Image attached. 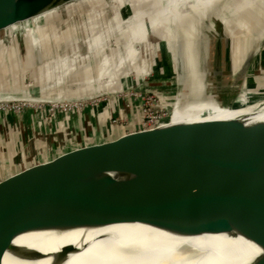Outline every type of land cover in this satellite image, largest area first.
Wrapping results in <instances>:
<instances>
[{
  "label": "water",
  "instance_id": "obj_1",
  "mask_svg": "<svg viewBox=\"0 0 264 264\" xmlns=\"http://www.w3.org/2000/svg\"><path fill=\"white\" fill-rule=\"evenodd\" d=\"M68 1L0 0V35ZM10 97L15 99L0 100ZM205 101L230 110L264 106V64ZM252 138L264 140V120L176 122L171 116L38 160L0 161V172H13L0 181V264L7 253L64 264L79 252L73 244L53 253L17 245L24 234L134 223L181 237L240 236L259 248L248 264H264V143L242 146Z\"/></svg>",
  "mask_w": 264,
  "mask_h": 264
},
{
  "label": "rangeland",
  "instance_id": "obj_2",
  "mask_svg": "<svg viewBox=\"0 0 264 264\" xmlns=\"http://www.w3.org/2000/svg\"><path fill=\"white\" fill-rule=\"evenodd\" d=\"M130 3L69 0L0 35V95L15 98L0 100V117L31 111L32 123L3 135V165L168 117L202 86L206 99L232 83L236 62L251 57L247 71L264 62V0L176 1L175 19ZM139 12L146 19L134 22Z\"/></svg>",
  "mask_w": 264,
  "mask_h": 264
},
{
  "label": "bare ground",
  "instance_id": "obj_3",
  "mask_svg": "<svg viewBox=\"0 0 264 264\" xmlns=\"http://www.w3.org/2000/svg\"><path fill=\"white\" fill-rule=\"evenodd\" d=\"M176 1L180 2L181 0H132L129 6L132 7L138 4L139 8L147 10L152 4L151 13L166 11L170 14V17L172 16L175 19L179 11L176 10L175 12L171 9ZM198 2L201 6H209L207 4L208 0H198ZM259 6L262 9V4H259ZM58 7L59 5L56 6L55 2L42 11L56 10ZM134 17L133 21L139 23L146 19L143 12L136 13ZM172 30H175V28L173 27ZM135 52L136 50H129L128 56H133ZM237 54L240 56L238 52ZM182 57V54L178 51L177 64L179 58ZM124 59L120 61V64L125 62ZM180 62H182V59H180ZM250 63L251 57H248L242 65L236 62V73L239 75L244 74ZM177 72L179 84L182 88L185 83L183 69L178 67ZM204 92L205 87L202 86V89L193 94L184 104L177 101L172 115L174 120L176 122L229 118H249L251 121L264 120V106H250L244 110L221 108L213 102H203V100H206ZM233 111L236 113H233ZM256 143L263 144L264 140L258 138L248 139L242 146L250 148L249 146ZM15 243L48 253H53L67 244L80 247L79 252L70 254L64 264H248L259 253V248L240 236L203 234L181 237L138 223L116 224L63 233L35 232L19 236ZM49 263L50 258L41 261H26L11 253H7L3 257V264Z\"/></svg>",
  "mask_w": 264,
  "mask_h": 264
},
{
  "label": "crops",
  "instance_id": "obj_4",
  "mask_svg": "<svg viewBox=\"0 0 264 264\" xmlns=\"http://www.w3.org/2000/svg\"><path fill=\"white\" fill-rule=\"evenodd\" d=\"M257 50V49H256ZM259 53V52H258ZM261 64H264V62H261ZM260 65V64H259ZM258 67V66H257ZM256 67V68H257ZM254 69V68H253ZM31 112V111H30ZM29 112V114L31 115V113ZM30 115H27L25 118H20V117H15V116H11V117H9V116H3V117H0V142H1V138H3V135H6V137H9V135H7L6 133H7V131L10 133V134H12V132L13 131H15V130H18V129H20L22 126H26V128L27 129H30V127H29V124H32L31 123V118H30ZM102 119V118H101ZM102 121H103V119H102ZM96 123H98V121L96 122ZM16 126V128H15V130H14V127ZM19 131V130H18ZM124 130H122V132H123ZM120 132V131H119ZM119 132H116V133H114V134H117V133H119ZM5 133V134H4ZM111 135V134H110ZM110 135H106L105 136V134H101V135H98V136H95L97 139H101V138H105V137H107V136H110ZM25 139H27V141L25 140V142H28V138L26 137ZM82 139V140H81ZM6 139L4 138V141H5ZM32 139H30L29 141H31ZM74 140H77V139H74ZM89 140H91V138H87V139H85V138H79L77 141H83V142H85V141H89ZM15 151V150H14ZM11 153V152H10ZM1 156H4L3 154L1 155L0 154V159H5L4 157H1ZM44 156V154L43 155H41V156H39V157H37L36 159L38 160L40 157H43ZM8 158H10V157H8ZM13 174V172L12 173H5V172H0V176H2L3 178H6V177H9V176H11Z\"/></svg>",
  "mask_w": 264,
  "mask_h": 264
},
{
  "label": "built area",
  "instance_id": "obj_5",
  "mask_svg": "<svg viewBox=\"0 0 264 264\" xmlns=\"http://www.w3.org/2000/svg\"><path fill=\"white\" fill-rule=\"evenodd\" d=\"M172 112H173V109L171 111V114L168 115V117L172 116ZM168 117H160L158 119H149V120H144V123L142 124V126H139L138 128L136 129H142V128H148V127H152V126H155V125H158L159 123L165 121Z\"/></svg>",
  "mask_w": 264,
  "mask_h": 264
}]
</instances>
